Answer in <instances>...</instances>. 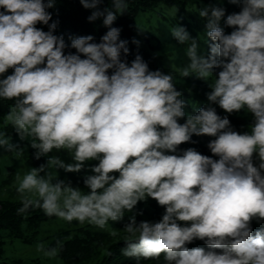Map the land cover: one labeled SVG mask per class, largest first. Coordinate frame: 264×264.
Instances as JSON below:
<instances>
[{"label": "clouds", "instance_id": "1", "mask_svg": "<svg viewBox=\"0 0 264 264\" xmlns=\"http://www.w3.org/2000/svg\"><path fill=\"white\" fill-rule=\"evenodd\" d=\"M102 2L80 0L93 9L89 21L103 17L108 30L100 42L70 36L68 45L54 34L57 22L49 24L47 9L55 0H0V99L13 101L4 124L30 141L36 159L47 157L16 173L17 214L40 210L105 229L150 197L165 212L158 221L128 217L124 256L159 260L163 253L164 264H264V227L255 234L252 229L254 220L264 223V0H229L241 5L224 20L231 33L221 27L223 7L198 9L211 41L207 57L198 54V42L184 26L170 29L188 44L180 77L209 80L220 69L209 84V103L195 114L184 111L174 69L150 70L139 54L127 61L128 41L112 25L128 10V0H112L101 10ZM68 47L76 52L65 54ZM213 105L229 114L246 109L253 115L250 130H234ZM193 135L215 137L207 145L212 156L195 148L178 151ZM0 149L17 159L24 155L2 130ZM54 150L66 151L72 162L49 155ZM93 160L98 163L83 178L87 191L58 178L57 169L79 173ZM70 238L38 243L36 251L54 259ZM197 239L208 249L187 246Z\"/></svg>", "mask_w": 264, "mask_h": 264}, {"label": "trees", "instance_id": "2", "mask_svg": "<svg viewBox=\"0 0 264 264\" xmlns=\"http://www.w3.org/2000/svg\"><path fill=\"white\" fill-rule=\"evenodd\" d=\"M210 6H219L225 9V16L221 20V27L226 33H231L233 28L225 25L227 15L241 10L240 4L230 3L229 0H128V10L123 14H118L117 19L113 22V27L121 29L120 39L127 40L129 53L127 61L130 63L137 54L148 63L150 70H161L164 73H169L174 69L177 72L175 86L181 92V98L185 101L184 111L186 114H195L200 108L206 106L207 93L211 91L209 84L214 80V76L220 69H214L213 75L209 80L197 78L195 75L189 77H180L179 71L182 66L189 62L185 55V50L188 46L180 44L170 32V29L176 25H182L190 33L192 38L198 42V54L207 57L209 55L210 39L206 32V18L199 15L198 9ZM101 10L112 7V0H103L98 6ZM159 9L157 10V8ZM156 11L154 20L151 21V16L147 18L149 27L143 31L144 39H137L136 29L138 26V16L144 11ZM0 11H3L0 8ZM52 13V22H57V27L54 34L62 35L66 44L70 45V36H87L91 35L95 42H100L101 37L107 32L108 28L103 25V17L95 21H89L93 9H86L80 3V0H55L53 8L47 9ZM37 28L48 31V25L37 23ZM133 38L140 41L137 46L133 43ZM75 53L76 50L68 47L65 50ZM165 56L169 58L168 63L163 59ZM83 58V57H82ZM124 58L122 54V59ZM13 69H9L6 75L12 74ZM111 72V70H109ZM4 78V77H0ZM13 101L0 99V130L11 133V125L4 124V116L9 111ZM216 108L217 114L220 116L227 115L231 125L237 132L243 133L250 130V125L253 122V115L246 109H241L239 112L231 114L226 113L219 105H213ZM178 122L183 123L184 118ZM215 137L207 135L192 136V141L182 143L178 146V151L188 148H195L203 155L212 156L210 149L207 147L208 142ZM5 152L0 149V155ZM50 155V154H49ZM52 155H59L66 163L72 162L71 156L64 150L59 152L53 151ZM43 157V156H42ZM44 156V159L46 160ZM216 159L217 157H213ZM98 161H87L86 168L79 173L65 172L63 169H58L61 176H66L65 179L70 180L73 186H79L84 191L88 189L83 183L85 175L90 174V165L96 164ZM118 175V173L116 174ZM19 199H3L0 200V264H23L22 259L6 260L4 258V238L1 229H8L9 234L13 237L21 238L24 241H32L34 237L27 236L25 230H34L36 233L42 219L45 216L40 210L29 211L25 214L18 215L17 209L21 207ZM165 208L160 206L158 202L152 198H147L145 201L138 202L132 213H125L124 220L119 222H109L105 229H99L85 223L79 224L77 221L68 223L64 229H60L50 234L48 246L54 245L56 239H64L63 250L58 255L66 264H164L163 253L159 260L141 258L137 261L134 257H126L121 250L125 247L123 227L128 222L130 215L136 214L137 222L141 220L158 221L162 218ZM142 213V214H139ZM183 223V222H181ZM264 227L261 223L255 220L252 222L253 234L255 231ZM115 231L117 236L113 237L110 232ZM189 248L202 247L206 250L208 246L201 240H194L187 245ZM220 251V250H216ZM109 253H111L109 255Z\"/></svg>", "mask_w": 264, "mask_h": 264}, {"label": "rangeland", "instance_id": "3", "mask_svg": "<svg viewBox=\"0 0 264 264\" xmlns=\"http://www.w3.org/2000/svg\"><path fill=\"white\" fill-rule=\"evenodd\" d=\"M158 9L159 7L157 10ZM155 14H157L156 11L150 10L139 14L138 26L136 29L137 39H144L142 33L150 24L147 18L151 16V21H153ZM163 59L168 63L169 58L167 56ZM9 135L11 136L12 143L19 144V146L24 149V155L19 159L15 158L11 153L0 155V200L19 199L14 186L16 173H23L31 167H39L47 161V157H45V161L41 159H44V156L36 159L34 156L36 150L31 148L30 141L27 139L20 140L14 128L11 127V133ZM50 155H52V153H50ZM57 173L58 178L65 179L66 176H61L58 169ZM261 224L264 226V223ZM67 226V221L61 220L55 216L48 218L44 217L36 233L33 232L34 230H25L27 236L34 237L32 241H24L21 238L13 237L9 234L8 229H1L5 241L4 258L6 260L20 258L23 264H66L59 256L54 259L44 257L42 253L36 251V245L43 242L48 246L50 234L64 229Z\"/></svg>", "mask_w": 264, "mask_h": 264}]
</instances>
